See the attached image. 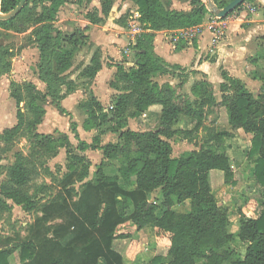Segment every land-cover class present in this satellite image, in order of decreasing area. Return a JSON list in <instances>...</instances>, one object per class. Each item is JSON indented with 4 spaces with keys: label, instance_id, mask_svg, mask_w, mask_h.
I'll list each match as a JSON object with an SVG mask.
<instances>
[{
    "label": "trees",
    "instance_id": "obj_1",
    "mask_svg": "<svg viewBox=\"0 0 264 264\" xmlns=\"http://www.w3.org/2000/svg\"><path fill=\"white\" fill-rule=\"evenodd\" d=\"M68 1L28 0L16 15L0 19V28L4 30L23 33L32 29L33 44L40 58L38 78L45 84L41 90L32 81L11 80L10 96L18 107L17 121L0 134V139L10 142L27 131L31 151L27 155L18 154L10 167L9 179L1 188L6 200L0 198V208L11 209L8 201L28 211L37 207L35 195L31 196L27 188L40 175V166L44 164L38 162L40 155L47 152L54 155L65 148L68 161L62 181L65 196L58 203L41 205L43 214L36 221L38 229L30 239L0 247V264H12L11 259L16 255L20 264H98L100 259L105 264H123L124 257L114 248V241L129 239L137 246L138 232L147 226L154 228L160 244L167 247V257L156 255L151 263L139 264H264V73L259 76L263 91L256 95L240 78L221 68L219 102L209 80L193 84L194 99L178 94L169 83L161 85L155 76L172 73L178 67L167 64L156 54V33L199 25L210 11L203 0H191L193 8L189 12L172 9L171 0H131L148 31L136 34L129 44L134 66L127 67L123 61L109 63L116 67L109 82L116 92L108 110L92 89L103 68L99 47L78 74L86 78L81 87L88 96L80 104L86 113L83 128L96 130L88 142L80 137L76 120L62 104L63 99L79 88L69 74L76 54L90 44L87 27L64 33L56 25L60 9ZM73 1L88 5L93 0ZM99 1L101 13L107 16L115 0ZM214 1L224 7L232 0ZM20 2L1 0L0 11L7 14ZM246 4L264 9V3L258 0H245L228 16L245 9ZM245 11L246 15L250 13L249 9ZM101 13L89 12L86 17L90 23L99 24L104 19ZM261 40L264 41V35ZM181 43L184 47L188 41ZM192 43L196 45V39ZM7 56L0 46V75L12 70ZM250 59L252 63L264 61V49ZM21 103L27 113L21 109ZM49 103L62 116L70 118L69 128L77 145L67 133L56 137L36 131ZM154 104L162 106L156 129H131L129 119L145 115ZM211 106L226 108L232 130L243 129L253 135L248 152L250 164L244 170L246 178L257 181L260 190L257 195L234 196L233 204L238 211L236 225L230 219V208L218 202L211 184L212 170L223 171L226 184H236L234 166L227 154L233 132L210 128L199 148L173 156L171 140L194 139L204 125L207 107ZM182 116L196 120L195 126L182 129L179 126ZM110 133L117 134V141L104 143L103 138ZM88 150L101 151L103 160L97 165L95 178L85 181L92 166L85 154ZM115 160L120 166L116 173L108 174L104 165ZM75 183L81 184L82 191L71 204ZM158 190L160 195L151 198ZM176 203H184L190 210L178 212L173 209ZM54 219L63 223L56 228L53 238H45L49 230H41L39 225ZM123 225L131 226V231L121 230Z\"/></svg>",
    "mask_w": 264,
    "mask_h": 264
},
{
    "label": "rangeland",
    "instance_id": "obj_2",
    "mask_svg": "<svg viewBox=\"0 0 264 264\" xmlns=\"http://www.w3.org/2000/svg\"><path fill=\"white\" fill-rule=\"evenodd\" d=\"M117 1V0H115ZM206 5L208 0H203ZM99 0H93L90 4L78 5L75 1L69 0L66 4H64L59 13L56 25L64 32L71 33L77 28H83L85 23H90L88 20L87 13L96 12L97 10L101 13V6ZM215 2V1H214ZM209 9V8H208ZM102 14V13H101ZM113 14V15H112ZM103 15V14H102ZM104 16V15H103ZM209 16V15H208ZM116 15L113 12H110L107 16H104L100 25H106L110 30V32L114 31V22L122 23L124 26L131 27H139L140 25L137 23L134 18V14L131 12V9L126 10V13L123 15L121 19H116ZM113 22V23H112ZM109 23V25H108ZM107 30V29H106ZM0 46H2L5 52L8 54L6 57L7 62L11 64L12 70L7 72L5 75H0V134L6 128L12 127L16 124L17 121V111L18 107L16 105V101L10 96L9 84L11 80H16L18 82L22 81H33L36 86L40 89H45L44 84L39 82L38 79V65H39V50L33 44V34L32 29H28L26 32H18L14 29L4 30L0 28ZM262 41V40H260ZM264 42V41H262ZM97 48L94 45H86L82 47V49L76 54L74 60V66L71 69L70 76L75 79L76 85H78L79 97L71 98L66 102V106L70 109L72 114V118L77 121L78 130L80 137L84 140L92 141L96 130H92L90 132H86L83 130V122L86 117V113L83 108L80 106L83 101L87 99V95L84 93V88L81 87V83L86 80V78L78 77V74L82 70L84 66H86ZM101 49V48H100ZM102 58L104 57V61L108 62L114 61L115 59L110 56H105L104 52L101 49ZM127 53L124 51V48H121V56L122 59L125 60H134V55L132 52L129 53V56H126ZM112 63V62H109ZM218 89V88H217ZM214 90V89H213ZM101 91V90H100ZM21 109L27 113V109L24 106V103H21ZM47 113L44 117V120L41 124L37 126V130L39 133L43 134H52L56 137L63 136V133H67L73 142V144L77 145L78 141L75 139L74 134L71 132L70 118L67 116H62L54 105L48 104L46 106ZM157 122H159V114L157 118ZM202 130V131H201ZM28 132L25 134L19 135L17 138L10 142H6L0 139V198L5 199L1 194L2 186L7 183L9 179L10 167L16 162L18 154L27 155L30 153V143L28 141ZM208 132L204 128L199 129L197 138L189 140L190 142L186 144H191L189 147L199 146L203 143V140L206 139ZM202 138L200 139V137ZM117 135L109 134L103 138L104 142H114ZM232 139V138H231ZM176 140V141H175ZM174 138L171 140L173 145V156H178L182 151L180 148L179 142ZM193 144V145H192ZM229 147L231 146L230 143ZM188 147V148H189ZM86 156L90 158L92 162V166L90 168V174L85 181L94 179V172L97 169V165L100 164L103 160V155L99 150H88L86 151ZM233 163L238 164L237 160L231 159ZM244 164V169L247 168L250 163L249 159ZM38 162H43L40 166V175L35 178L33 183H31L27 190L31 196L35 195L37 207L31 211L24 209L23 207L14 204L12 201H8L11 204V209H1L0 210V247L5 244H13L16 242H22L28 240L33 235L34 231L38 229V225L36 221L38 218L42 216V208L41 205L47 204L50 202H59L64 194V187L62 185V181L67 171V154L65 148H60L58 153L54 155H50L48 152L45 156L40 155ZM120 166V162L118 161H109L104 165L105 171L108 174H114L117 172L118 167ZM237 167V165H236ZM242 171V170H241ZM242 177L238 178L237 185L240 187L244 180L248 181L246 178L245 170L242 171ZM211 184L215 185L213 175L211 176ZM237 186V187H238ZM70 188V187H69ZM73 197L71 200V204H74L78 198L79 194L82 191V187L80 183H75L74 185ZM229 190H220L216 191L215 195L219 201H223V198ZM245 194H259L258 189L255 185L251 187H246L243 191ZM240 192L235 194L239 195ZM160 195V191L153 193L151 198L154 196ZM6 200V199H5ZM233 203V202H232ZM235 207L234 204L231 205ZM178 212L189 211L190 207L186 206L184 203H176L173 206ZM232 217V213H231ZM233 218V217H232ZM63 223L61 219H54L51 222L40 224L39 227L41 230H49V233L45 235V238H53L55 236L56 228ZM152 228V226H147L146 228ZM132 227L123 225L121 230H125V232L131 231ZM148 229L144 230V233L141 235V242L139 245L131 244L129 239L126 240H116L114 241V248L117 249L120 253L124 254V263H129L134 261V257L139 260H144L147 258H151V255L154 251L156 255H160L162 257H167V248L166 246L148 241L149 232ZM122 232V231H121ZM70 238V237H69ZM70 240V239H69ZM68 240V241H69ZM67 241V242H68ZM238 241H236V244ZM154 244V246H153ZM150 246L153 252H148L147 248ZM154 248V249H153ZM146 250L147 252H144ZM155 255V256H156ZM136 260V259H135ZM139 260H136L135 264H139ZM20 261L18 255L14 256L11 259L12 264H17ZM151 259L148 261L150 262ZM151 263V262H150Z\"/></svg>",
    "mask_w": 264,
    "mask_h": 264
},
{
    "label": "crops",
    "instance_id": "obj_3",
    "mask_svg": "<svg viewBox=\"0 0 264 264\" xmlns=\"http://www.w3.org/2000/svg\"><path fill=\"white\" fill-rule=\"evenodd\" d=\"M258 1L260 3H264V0ZM97 7L100 8L101 6ZM171 8L178 11L189 12L192 10L193 6L191 4V0H171ZM128 9H131V11L137 9L133 1L117 0L114 1L110 12L115 13L117 17L116 19L118 20L123 17ZM245 10L247 9L245 8L240 10L238 17L228 24L226 37L218 45L214 44V36L206 28L202 29L201 34L196 39V45H194L192 41H188L187 45L184 47H181V40L185 39L179 38V30L158 31L154 41V50L156 54L161 56L167 64L177 66L178 68H174L172 73L156 75L154 79L161 85L169 83L176 89L178 94L188 95L191 99H194L191 91L193 84L201 80H209L213 85L214 95L219 102L222 96V92L220 91V83L222 82L221 70L225 69L230 73V75L240 78L254 94L257 95L262 92L263 83L259 76L264 73V61L259 60L256 63H252L250 58L256 56L264 49V42L260 41L261 36L264 35V9L255 8L254 11H250L248 15H246L247 12ZM208 18L209 16L207 15L203 22L205 23ZM139 25V27L128 28V26H124L121 22H114L115 28L113 32H110V30H108L109 28L105 24L100 25L85 23L83 25L88 28L87 34L90 37V45L92 44L96 48H101L105 56H110L115 59L114 61L109 60L108 62H105L104 57L102 58L103 68L98 73L92 87L95 95L98 97L106 110L112 106V95L116 92L109 85V82L116 71V67L109 65V62L120 63L123 61L127 67L134 66V60L122 59L121 48H124V51L127 53L126 56H129V53L132 52L129 48V44L134 39L135 35L143 31H148L147 29H144L142 24L139 23ZM39 82L41 81L39 80ZM78 91L80 90L77 89L62 101L64 107H66L69 111L70 109L66 106V102L71 98L76 99L79 97L80 94H78ZM161 111L162 106L160 104H154L149 107L145 115L139 118L129 119V127L135 131L156 129L158 126V114L160 115ZM206 111V117L202 127L206 130V132L212 128L216 131H230L234 134L232 139L228 141L231 146L227 148V154L231 159L233 158L238 161V164L236 161L235 163L232 162L234 166V178L236 180V184H226L224 172L221 170H212L211 176L213 175L215 182V185L212 184L214 193L220 190H229V192L225 194L223 201H219L217 195L216 198L220 204H224L230 208L233 217L232 218L230 216V219L236 225L238 222V211L236 207L231 206L233 204L234 195L239 192L243 193L247 186L251 187L252 185H255L258 191L260 190V185L254 179H249L248 181L244 180L240 187L237 185L238 178H241L243 175L242 171L244 170V164L248 159V152L251 148L253 135L246 133L243 129L232 130L226 108L221 106H211L207 107ZM195 124L196 120L187 116H182L179 126L182 129L190 130L195 126ZM110 134L113 135V133ZM195 138H197V136ZM201 138L202 136L200 139ZM116 139H118V136ZM175 139L179 142V146L182 150L176 157H179L185 151L193 150L201 146L189 147L191 144H186L190 142L189 139L183 137H175ZM116 141L117 140L114 142ZM145 229H148L147 232L151 231L149 232L147 238L148 241L152 243L155 241L160 244L153 227L144 228L138 232L140 240L139 244L141 242V235L144 233ZM147 251L153 252L150 246H148ZM147 251L144 250V252ZM151 255L153 256L148 258V260L147 258L139 260L134 257V261L129 262L128 264H135L136 260H139L137 263H148V261L150 259L152 260V258L156 255L155 251ZM17 264H20V261ZM98 264H105V261L100 259Z\"/></svg>",
    "mask_w": 264,
    "mask_h": 264
},
{
    "label": "built area",
    "instance_id": "obj_4",
    "mask_svg": "<svg viewBox=\"0 0 264 264\" xmlns=\"http://www.w3.org/2000/svg\"><path fill=\"white\" fill-rule=\"evenodd\" d=\"M245 8L249 9L250 11H254L255 9L254 6H252L251 4L245 5ZM209 11H210V15L205 23L202 22L199 25L179 30V38L185 39L187 41H193L194 39L198 38V36L202 32V29L206 28L213 34L214 44L215 45L220 44L226 37L228 24L238 17L239 11H235L232 15L228 16L227 18H220L214 15L211 10ZM131 12L134 14V18L136 19L137 23L141 24L139 20L140 18L139 11L136 9V10H132Z\"/></svg>",
    "mask_w": 264,
    "mask_h": 264
},
{
    "label": "water",
    "instance_id": "obj_5",
    "mask_svg": "<svg viewBox=\"0 0 264 264\" xmlns=\"http://www.w3.org/2000/svg\"><path fill=\"white\" fill-rule=\"evenodd\" d=\"M28 0H21V2L19 3V5L12 10L11 12L7 13V14H3L0 11V19L2 20H6L9 19L11 17H13L14 15H16L20 9L24 6V4L27 2ZM245 0H232L231 2H229L226 6L220 8L216 5V3L214 2V0H208L207 3V7L209 8V10L212 11V13L220 18H226L232 11H234L239 5L243 4ZM1 3V0H0Z\"/></svg>",
    "mask_w": 264,
    "mask_h": 264
}]
</instances>
